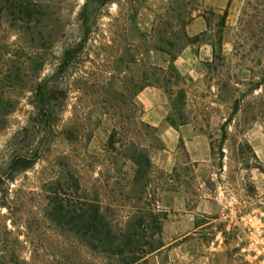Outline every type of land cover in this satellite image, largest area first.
Wrapping results in <instances>:
<instances>
[{"label":"rangeland","instance_id":"rangeland-1","mask_svg":"<svg viewBox=\"0 0 264 264\" xmlns=\"http://www.w3.org/2000/svg\"><path fill=\"white\" fill-rule=\"evenodd\" d=\"M30 1L36 22L0 13V264H106L50 215V190L113 228L152 203V264H264V0H89L84 22L86 0Z\"/></svg>","mask_w":264,"mask_h":264},{"label":"trees","instance_id":"trees-1","mask_svg":"<svg viewBox=\"0 0 264 264\" xmlns=\"http://www.w3.org/2000/svg\"><path fill=\"white\" fill-rule=\"evenodd\" d=\"M98 1L105 3L108 0ZM88 3L89 0H86L79 12V17L83 19V22L87 19ZM2 12H5L14 19H22L28 22H36L41 15L38 5L30 0H0V13ZM224 13L227 14V10ZM224 20L220 23L221 25H224ZM186 38L190 40L194 37L186 35ZM83 40L84 37L80 41ZM70 56L71 51L66 50L62 61L59 63L58 70L68 64ZM169 56L170 64L168 68L174 74L172 76L178 80L183 79L181 73L174 65L176 56L170 55V53ZM260 85L261 83L253 85L252 90L257 89ZM164 88L167 91L166 87ZM142 89L143 87L140 90ZM53 96L51 90L47 95V99H52ZM183 98H185V92L181 89L178 92L177 99ZM241 102L242 98L235 99L232 106V114L220 126V152H222L223 143L227 138V127L232 121L233 115L238 112ZM174 108L175 104L171 101V112L166 119L171 126L177 128L178 125L185 121L182 117L176 119L172 116ZM210 150L211 153L214 152L212 142H210ZM129 158L136 166L134 171L135 181L144 180L152 167L146 151L139 146H134L129 153ZM30 162L31 158L27 156H15L12 158L10 168L11 170L28 168ZM50 192L52 193L50 197L52 199L50 215L59 224L73 231L80 238L88 239L90 249L101 253L106 260V264H152L146 255L158 248V244L156 243L157 239L161 236L162 220L166 218L165 213L154 210L151 206L152 203H146L147 206L140 209L131 217L124 228H113L104 217L97 203L91 204L78 198L74 199L68 192L58 193L57 190H50Z\"/></svg>","mask_w":264,"mask_h":264},{"label":"crops","instance_id":"crops-1","mask_svg":"<svg viewBox=\"0 0 264 264\" xmlns=\"http://www.w3.org/2000/svg\"><path fill=\"white\" fill-rule=\"evenodd\" d=\"M145 90V89H144Z\"/></svg>","mask_w":264,"mask_h":264}]
</instances>
